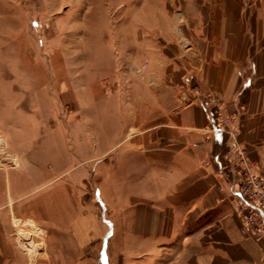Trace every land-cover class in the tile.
I'll use <instances>...</instances> for the list:
<instances>
[{"label": "crops", "instance_id": "obj_1", "mask_svg": "<svg viewBox=\"0 0 264 264\" xmlns=\"http://www.w3.org/2000/svg\"><path fill=\"white\" fill-rule=\"evenodd\" d=\"M158 5L165 8V29L161 20L154 26L165 30V42L140 49L138 72L128 84V120L117 143L102 149L98 185L93 187L92 146L85 161L71 162L75 170H90L83 210L76 207L74 217L78 195L68 196L67 203L61 191L49 205L38 195L37 213L30 214L35 202L18 189L30 181L31 166H37L34 181L46 182L45 169L18 160L21 172L0 171V264H92L85 251L94 238L95 264H264V233L243 231L246 212L236 211L234 194L236 169L247 167L264 178V0ZM6 43L12 56L0 72L13 65L21 70L12 40ZM163 53L165 60L159 59ZM4 99L11 109L20 103L11 95ZM223 117L232 123L212 134ZM0 136L9 148L27 143L10 128ZM231 140L244 150L246 167L225 161ZM55 164L54 176L63 165ZM18 217L47 236L24 242L14 222Z\"/></svg>", "mask_w": 264, "mask_h": 264}, {"label": "rangeland", "instance_id": "obj_2", "mask_svg": "<svg viewBox=\"0 0 264 264\" xmlns=\"http://www.w3.org/2000/svg\"><path fill=\"white\" fill-rule=\"evenodd\" d=\"M164 9L158 0H0V64L10 61L6 42L12 40L13 60L19 59L22 67L0 72V130L10 128L27 142L9 148L0 136V171L21 172L18 160L39 162L45 169L46 182L34 181L37 166H31L30 181L18 189L26 192V201L35 202L30 214L37 213L38 195L49 205L61 191L68 194L67 203L68 196L78 195L73 210L82 209L91 191L90 170L85 165L75 170L71 162L85 161L91 146L97 166L93 187L98 185L102 149L117 143L128 120V84L138 72L134 62L140 49L159 39L162 44L157 46L165 42ZM156 20L164 29L155 28ZM165 58V53L159 55ZM8 95L20 101L13 104L16 108L5 102ZM55 162L63 165L54 176L59 171ZM14 222L26 243L48 234L31 221L18 217ZM97 244L98 238L87 242L85 255L92 264Z\"/></svg>", "mask_w": 264, "mask_h": 264}, {"label": "built area", "instance_id": "obj_3", "mask_svg": "<svg viewBox=\"0 0 264 264\" xmlns=\"http://www.w3.org/2000/svg\"><path fill=\"white\" fill-rule=\"evenodd\" d=\"M203 103L209 104L208 101ZM217 112H215L216 114ZM216 116H218L216 114ZM232 123L231 117H223L210 128L214 135L223 132L227 126ZM245 152L239 149L237 143L233 140L229 142L227 151L225 152V161L233 163L238 160L239 164L244 167ZM247 168V167H246ZM246 168H239L235 170L238 176L237 190L234 191L238 198V205L236 211L244 210L246 215L244 217L243 231L252 232L253 234L264 233V178L256 176L247 171Z\"/></svg>", "mask_w": 264, "mask_h": 264}]
</instances>
